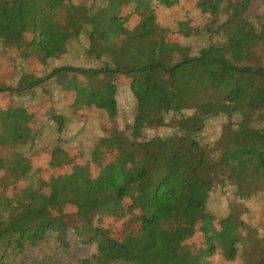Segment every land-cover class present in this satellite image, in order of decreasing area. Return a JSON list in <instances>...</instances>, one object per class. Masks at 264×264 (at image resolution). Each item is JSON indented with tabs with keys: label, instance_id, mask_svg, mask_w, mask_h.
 Here are the masks:
<instances>
[{
	"label": "trees",
	"instance_id": "16d2710c",
	"mask_svg": "<svg viewBox=\"0 0 264 264\" xmlns=\"http://www.w3.org/2000/svg\"><path fill=\"white\" fill-rule=\"evenodd\" d=\"M185 1L0 0V70L23 49L9 73L19 87L0 93L71 75L91 104L32 108L31 128L0 131L3 149L93 161L88 179L59 174L38 189L31 168L0 166V264H143L148 243L166 264H264V0H190L160 23ZM225 199L221 227L207 213Z\"/></svg>",
	"mask_w": 264,
	"mask_h": 264
},
{
	"label": "rangeland",
	"instance_id": "374dc122",
	"mask_svg": "<svg viewBox=\"0 0 264 264\" xmlns=\"http://www.w3.org/2000/svg\"><path fill=\"white\" fill-rule=\"evenodd\" d=\"M40 6V3H39ZM44 8V6H41ZM28 11H33L31 8ZM188 11H192V4L190 0H186L184 3H181L179 6L170 9H161L158 11V20L160 23L164 25H172L176 19L182 18ZM180 16V17H179ZM32 18L29 17L28 14H24L19 18V21L15 24L16 29L14 32L16 35L15 38L17 41H21L20 39L26 33H22V30H26L30 25ZM13 26V25H12ZM8 30V27H5ZM20 37V38H19ZM147 41V42H146ZM148 47L151 46V43L146 40ZM20 46L15 47L14 49L8 51L7 54L4 55L5 61H2L3 67L0 70V85H9L13 87H19V82H11V77L9 73L11 69L14 68V64L12 56L20 51ZM22 49V48H21ZM23 50V49H22ZM19 62H21V58H19ZM23 62V60H22ZM53 66H50L49 69H52ZM49 69H43L40 71V75L45 73ZM10 82V83H9ZM6 83V84H5ZM87 86L86 79H80L79 81H74L72 76H65L64 80L61 84H51L46 83L42 86H35L34 88H29L23 92H5L0 93V110H6V114H8L9 118H7L5 113L0 114V131L5 129L7 125H10L12 129H18L17 133H21L20 129L25 127V129H29L32 127L33 121V113L30 111L32 108H40L46 111L47 110H63L66 113L71 112V108H78L79 104L82 103V108L85 111L90 109V105L88 102L83 100L82 98L76 95L77 90L84 88ZM71 87L73 90H71ZM70 90L69 94H63V90ZM48 95L51 97V101H48ZM78 97V98H77ZM64 99L65 101H69L70 104L66 105L65 102H60L58 99ZM56 102L55 104H51L50 102ZM110 99L104 94H98L96 98V105L98 107H109ZM56 105V106H55ZM45 108H43V107ZM39 117V116H37ZM36 117V118H37ZM3 138L0 136V166L1 169H5L11 172H29L37 176L35 181V189H38V185H41L44 181H49L51 179L56 178L59 174H62L65 177H68L67 180H70V174L77 175H85L84 179H88L89 177V169L87 162L92 163V158L81 161L80 158H77V151L70 150L67 153H43L38 158H28L23 157L22 153L19 157L14 156L15 153H7L3 149ZM25 149V148H24ZM29 153V152H27ZM31 154V153H29ZM32 155V154H31ZM77 155V156H76ZM38 156V155H34ZM61 157V158H60ZM31 170L28 171V169ZM77 169V171H75ZM92 176H96V174H92ZM206 196L205 193L203 197ZM206 199V198H205ZM214 203H219V198H211ZM210 199V201H211ZM64 199L60 202L59 207L64 205ZM229 201L228 199L224 200L223 205L221 207L216 206L212 209V211L208 212L207 215L216 214L211 222H217L221 224V227H225L224 222L222 221L225 218L226 211L228 209ZM58 207V208H59ZM63 209H71V207L64 206ZM140 251L135 254V256L139 259V261L143 264H166L164 260L160 259L154 245L152 243H148L143 245ZM81 255L82 252L78 251ZM240 261L233 262H224L222 260H216L217 264H239Z\"/></svg>",
	"mask_w": 264,
	"mask_h": 264
}]
</instances>
